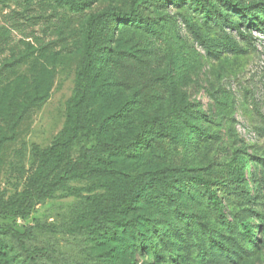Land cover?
<instances>
[{
  "label": "rangeland",
  "instance_id": "374dc122",
  "mask_svg": "<svg viewBox=\"0 0 264 264\" xmlns=\"http://www.w3.org/2000/svg\"><path fill=\"white\" fill-rule=\"evenodd\" d=\"M206 5L0 0V264H264V12Z\"/></svg>",
  "mask_w": 264,
  "mask_h": 264
},
{
  "label": "trees",
  "instance_id": "16d2710c",
  "mask_svg": "<svg viewBox=\"0 0 264 264\" xmlns=\"http://www.w3.org/2000/svg\"><path fill=\"white\" fill-rule=\"evenodd\" d=\"M136 2H140L142 0H134ZM198 7L202 8L205 11H208V3L209 0H192ZM223 2L225 5L228 7H231L235 10L238 11V13L241 15V17L246 18L249 22L259 16L262 12H264V8L261 6H257V3H242V2H237L235 0H220ZM139 17V13L137 11H134L130 14H121V13H113L110 15H105L103 14L101 17L103 19L107 20H127L129 17ZM231 26L238 32L239 34H242L243 31L240 27L239 24L230 23ZM87 68V67H86ZM82 70L79 73L80 80H82L84 73L87 71V69ZM75 119L71 118L70 119V124H74ZM157 124V125H162V120L158 116H150V117H145L143 118L140 123H139V128L136 133L137 138L144 139L148 141L151 137V129L152 125ZM100 147L103 148H110L112 147L111 144L108 143H102L99 145ZM56 145L48 149L44 153V158L42 163L39 165L37 172L33 175V177L30 180L29 183V189L31 190L34 187H38L42 181L46 179L47 174L50 172V167H49V160H51L55 149ZM93 155V149H89L86 151L84 154H81L70 166L69 168L64 172L63 177L59 178L58 181H63L65 177L69 176L73 172H79L84 168V164L88 159ZM232 180L233 182H242L243 179V173L240 171H233L231 173ZM197 178V177H196ZM202 185H203V192L209 202L214 206V208L217 211H221L220 208V200L218 198L217 194V189L212 188L211 185L212 183L206 179H202L201 177L197 178ZM57 182H50L48 187L52 188L55 186ZM17 203V201H16ZM22 204H18V213L21 214L24 212L25 208L21 207ZM0 211H4V209L0 208ZM35 228H38L37 226L34 225H29L25 228L24 231H19L11 226H3L0 225V233H6L9 235L11 239H13L16 243H18L19 247L26 252V254H30L29 249L26 247L25 242L27 239L31 238L33 235V230ZM248 232L250 230H247Z\"/></svg>",
  "mask_w": 264,
  "mask_h": 264
}]
</instances>
